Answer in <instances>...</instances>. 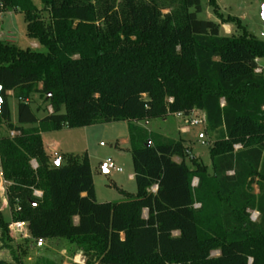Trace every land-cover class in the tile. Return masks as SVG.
Returning a JSON list of instances; mask_svg holds the SVG:
<instances>
[{
    "label": "trees",
    "instance_id": "16d2710c",
    "mask_svg": "<svg viewBox=\"0 0 264 264\" xmlns=\"http://www.w3.org/2000/svg\"><path fill=\"white\" fill-rule=\"evenodd\" d=\"M41 2L0 0V13L23 14L27 36L46 50L0 39V169L11 212L7 222L0 207L1 239L20 221L34 240L88 238L99 249L94 264H264V41L215 0L220 24L199 19L202 0ZM226 23L243 34L222 35ZM34 93L51 113L37 116ZM194 111L214 136L211 171L187 140L139 125ZM117 122L128 123L138 191L98 203L88 158L51 164L42 134Z\"/></svg>",
    "mask_w": 264,
    "mask_h": 264
},
{
    "label": "rangeland",
    "instance_id": "374dc122",
    "mask_svg": "<svg viewBox=\"0 0 264 264\" xmlns=\"http://www.w3.org/2000/svg\"><path fill=\"white\" fill-rule=\"evenodd\" d=\"M215 1L220 13L225 18L229 16L238 18L250 35L264 41V38L261 37L264 29L262 18L264 0ZM31 2L36 8H42L41 0H31ZM41 17L45 22L49 21L48 13H41ZM198 17L202 20L214 22L218 18L208 4V0H202V13ZM224 25H230L231 31L225 34L222 30V35L240 36L243 34V28L239 29L237 25L229 23ZM2 36L4 37L3 40H9L22 49L30 48L46 52L37 41L27 36V25L24 15L21 13L10 10L0 14V37ZM260 63L264 65V59H261ZM10 96L11 120L17 124V104L19 101L14 94ZM29 101H31L32 108L39 118L49 113L50 105L42 94H32ZM203 116L202 112L194 111L191 117L202 118ZM191 117L174 115L166 120L143 121L139 125L145 127L154 135H160L164 140H187V143L193 148L194 154L211 171L209 146L213 142L214 136L206 131V123L192 126L190 123ZM184 129H187V132H184ZM6 133V128L0 123V135ZM55 136L53 139L58 140L62 145L56 149L49 146L52 141L50 136H45L44 139V147L51 155V164H54L57 160L65 164L64 157L69 155L75 158L87 157L92 168L98 203L123 202L127 200L128 196L134 197L137 194V184L135 179L131 178L134 175L131 146L129 142L125 143L126 140L129 141L127 122L75 129L67 128ZM108 162L115 166V170L106 169L107 172H105L104 167ZM255 192H258L257 188H255ZM0 207L4 220L10 222L11 212L7 205L6 190L2 183H0ZM256 215L253 216L254 220L258 218V215L255 218ZM9 238L10 240L1 239L0 230V262L6 264H15V256L23 264H94L90 259L93 258L94 261L96 257L90 256L96 253L99 255V249L95 248L88 238L44 239V247L42 248L34 246L35 240L31 237L23 239L19 236H13L10 230Z\"/></svg>",
    "mask_w": 264,
    "mask_h": 264
},
{
    "label": "built area",
    "instance_id": "2783aa9c",
    "mask_svg": "<svg viewBox=\"0 0 264 264\" xmlns=\"http://www.w3.org/2000/svg\"><path fill=\"white\" fill-rule=\"evenodd\" d=\"M261 37L264 38V29H263V31L261 33ZM256 72L257 73H260L261 72V69H257ZM10 95H12V93H10ZM51 112H52V108L50 107L49 113H51ZM190 123H191L192 126L202 125V124L205 123V116H203L202 118H194V117H191ZM17 134H18V132H10L9 133V136L11 138H13ZM33 165H34L35 168H37L36 162H33ZM105 168L106 169H110V170H115V166L112 163H110V162H108L105 165ZM194 185H197V180H195ZM153 191L155 192L156 191V188H154ZM36 195L37 196H41V193L36 192ZM197 207H199V206H197ZM254 215H255V213L253 214V216ZM255 218H257V215H256ZM253 220H254V218H253ZM9 230H10V232H11V234L13 236H19V237H22L23 239H26L27 237H31V234L29 232L28 225H27L26 222L12 221L10 223V225H9ZM35 245H36V247H39V248L44 247V239L35 240Z\"/></svg>",
    "mask_w": 264,
    "mask_h": 264
},
{
    "label": "crops",
    "instance_id": "0c3cea01",
    "mask_svg": "<svg viewBox=\"0 0 264 264\" xmlns=\"http://www.w3.org/2000/svg\"><path fill=\"white\" fill-rule=\"evenodd\" d=\"M1 14V13H0ZM215 22L216 23H218V24H220L221 23V21L217 18L216 20H215ZM222 30H224V32H225V34H227L228 32H230L231 31V27H230V25H222L221 26V31ZM226 36V35H225ZM0 39H4V37L2 36V37H0ZM9 41V40H8ZM10 108H11V106H10ZM17 114H18V104H17ZM29 126H26L25 128H28ZM64 129H67V128H64ZM64 129H62V130H60V131H56V132H50V133H44V134H42V138H43V141H44V139H45V136H50L52 139V141H51V145H49V146H51L53 149H56V148H58V146L59 147H61L62 145L60 144V142L58 141V140H54L53 139V137L57 134V133H59V132H61V131H63ZM184 132H187V129H184L183 130ZM56 137V136H55ZM130 143V140L128 141V140H126L125 141V143L127 144V143ZM48 153V152H47ZM131 178H134V175L131 177ZM0 183H2L3 184V186L5 187V190H6V182L3 180V178H2V175H1V170H0ZM34 246H36V245H34Z\"/></svg>",
    "mask_w": 264,
    "mask_h": 264
},
{
    "label": "water",
    "instance_id": "95a60500",
    "mask_svg": "<svg viewBox=\"0 0 264 264\" xmlns=\"http://www.w3.org/2000/svg\"><path fill=\"white\" fill-rule=\"evenodd\" d=\"M262 18H263V21H264V8H263V12H262ZM0 92H1V87H0ZM1 102H2V99H1V96H0V106H1ZM59 164H60V160H57L56 166H58ZM104 170H105V172H107L105 167H104Z\"/></svg>",
    "mask_w": 264,
    "mask_h": 264
}]
</instances>
